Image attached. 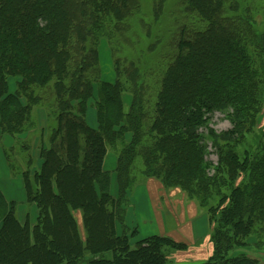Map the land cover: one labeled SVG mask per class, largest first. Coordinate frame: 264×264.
<instances>
[{
    "label": "trees",
    "instance_id": "1",
    "mask_svg": "<svg viewBox=\"0 0 264 264\" xmlns=\"http://www.w3.org/2000/svg\"><path fill=\"white\" fill-rule=\"evenodd\" d=\"M187 4L209 28L177 43L155 119L148 122L136 69L124 71L133 83L129 109L121 80L101 81L97 88L91 80L100 66L98 47L111 33H123L140 10L135 0H0L2 134L18 136L29 125L30 104L40 102L32 87L53 84L57 103V126L49 146L41 148V166L32 172L30 160L23 173L36 220L28 214L21 222L18 204L0 190V264H173L165 250L186 252V244L166 235L131 243L137 231L131 234L127 226L129 193L140 158L142 175L164 188H178L204 207L218 198L208 211L213 251L202 264H264L239 253L254 248L250 240L264 233V128L255 156L246 152L242 160L236 153L264 99L263 92L254 94L264 87V35L253 34L251 19L243 21L240 37L227 31L228 19L220 16L237 13L238 0ZM115 72L121 76L118 62ZM11 78L19 79L14 94ZM95 93L97 128H91L86 114ZM216 113L226 116L228 130L212 127ZM109 147L122 148L114 172L105 169ZM210 149L217 166L208 161ZM107 254L113 258L106 260Z\"/></svg>",
    "mask_w": 264,
    "mask_h": 264
},
{
    "label": "rangeland",
    "instance_id": "2",
    "mask_svg": "<svg viewBox=\"0 0 264 264\" xmlns=\"http://www.w3.org/2000/svg\"><path fill=\"white\" fill-rule=\"evenodd\" d=\"M135 1L140 10L126 21L125 27L122 29L123 33H111L110 41L103 42L98 47L100 66L98 73L91 76V80L96 88L101 81L114 84L121 80L128 90L124 94V101L129 109L133 99L130 94V91L133 92V83L127 78L124 71L136 69L140 76L138 77V90L141 92L138 95L142 99V107L148 122H152L156 116V103L164 75L178 53L177 43L181 39L188 41L192 34L205 33L209 28V23L199 12L189 9L187 0ZM238 1L240 10L237 13L223 11L220 17H224L228 21L226 26L222 25L226 27L227 31L240 37L243 31V21L247 22V19H251L253 34L264 35V0ZM189 56L190 52L183 53L184 59ZM254 61L257 62L255 57ZM116 62L120 65L121 76L116 75ZM133 65L134 69L131 67ZM256 66L260 67L259 64ZM18 82V78L9 80L12 94L17 93ZM32 92L35 97L40 98V102L37 105L30 104L32 108L30 121L29 125L25 126L24 132L15 137L4 135L2 132L0 134V161H2L0 177L3 179L7 175V178L13 181L11 186L6 181L2 182V187L8 199L14 200L18 204L17 217L21 222L25 221L28 214L33 221L37 218L36 206L28 204L26 200L23 173L27 170L30 160L32 172L41 166V148L49 146L50 137L57 126V103L53 84L43 88L34 86ZM261 92L264 93L263 86L257 87L254 94L260 97ZM98 99V94L95 93L87 108L86 121L91 128H97L96 103ZM22 100L26 103L25 99ZM254 121L251 133L241 142V146L236 148V153L242 160L246 152L252 157L255 156L260 128H264V99H262V107L260 100V113L254 118ZM212 127L221 132L228 130L231 125L223 113H216L212 118ZM128 138L131 139V136L128 135ZM144 140L152 142L148 139ZM4 141L13 143V145L6 146ZM120 151H122L120 147H109L105 162L107 171L114 172ZM210 151L208 161L217 166L218 158L212 153V149ZM143 170V161L140 158L132 169L134 183L129 193L130 206L127 214V224H130V226L127 225L130 229L129 232L132 234V231L139 230L141 235L146 236L158 231V224L153 222V225H149L148 218L150 217L145 215L147 211L151 216H154L151 210L152 203L153 212L159 210L160 214H164L169 228H174L175 231L178 229L175 235L166 234V236L171 235L177 242L184 243L189 247L186 252L175 253L165 250L171 262L173 264H202L213 251L211 236L214 225H211L208 211L211 206L217 203L218 198H209L208 206L204 207L198 199L191 198L178 188H164L160 180L145 178L142 175ZM113 193L117 194L115 182H113ZM136 206L139 209L138 213ZM132 208L136 209V212ZM191 221L193 223L192 232L181 229L186 226V222L190 223ZM253 237L255 239H251L250 243L255 247L240 250L239 253H250L253 258L264 263V233H256ZM139 241L141 240L137 235L131 237L133 247ZM112 258V254L105 256L106 260Z\"/></svg>",
    "mask_w": 264,
    "mask_h": 264
},
{
    "label": "crops",
    "instance_id": "3",
    "mask_svg": "<svg viewBox=\"0 0 264 264\" xmlns=\"http://www.w3.org/2000/svg\"><path fill=\"white\" fill-rule=\"evenodd\" d=\"M0 134H1V131H0ZM4 144H6V146H12L13 145V143H9V142L8 143H5V141H4ZM1 164H2V161H0V166H1ZM4 181H6L9 186H11L13 184V181L12 180H9L7 178V175H5V178H3V179H1V177H0V190L4 193L7 201L8 202H11V200L8 199L6 192H4V190H3V187H2L3 184H2V182H4ZM139 192H140V194H142L141 191H139ZM12 201H14V200H12ZM152 208H153V206H152V203H151V210H152V213H153L154 216H151L147 211H146L145 215L148 216V217H150V218H148L149 225H153V222H155L156 224H158V227H159L158 228V231H155V232L151 233L150 235H146L145 236V235H141L140 234V231L137 230V234L136 235L138 236V238H140V240H144L146 238H149V237H152V236H155V235H158V236L166 235V234H173V235H175V233L178 231V229H176V231H175L174 228H169V226L167 224V221L165 219L164 214H160V213H157V212H153L154 209H152ZM136 209H137V213H138L139 212V209H138L137 206H136ZM136 209H133L132 208V210L135 211V212H136ZM186 223H187L186 226L181 227V229H183V230L184 229H187V232H189V230H190V232H192V228H193L192 221L190 223H188V222H186ZM127 225L130 226L129 223ZM0 228H1V225H0ZM170 237H171V235H170Z\"/></svg>",
    "mask_w": 264,
    "mask_h": 264
}]
</instances>
